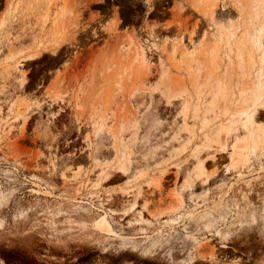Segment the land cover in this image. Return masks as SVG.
Listing matches in <instances>:
<instances>
[{"label":"rangeland","instance_id":"obj_1","mask_svg":"<svg viewBox=\"0 0 264 264\" xmlns=\"http://www.w3.org/2000/svg\"><path fill=\"white\" fill-rule=\"evenodd\" d=\"M259 84L264 0H0V264H264Z\"/></svg>","mask_w":264,"mask_h":264},{"label":"trees","instance_id":"obj_2","mask_svg":"<svg viewBox=\"0 0 264 264\" xmlns=\"http://www.w3.org/2000/svg\"><path fill=\"white\" fill-rule=\"evenodd\" d=\"M15 261V260H14ZM23 261H25V260H23ZM22 260H20L17 264H23L24 262H23ZM130 261H134L135 262V264H142V262L139 260V259H137V258H131L130 259ZM27 262V261H26ZM28 263V262H27ZM147 264H157V263H147ZM196 264H198V263H196Z\"/></svg>","mask_w":264,"mask_h":264},{"label":"bare ground","instance_id":"obj_3","mask_svg":"<svg viewBox=\"0 0 264 264\" xmlns=\"http://www.w3.org/2000/svg\"><path fill=\"white\" fill-rule=\"evenodd\" d=\"M264 93V90H263V87L259 84V85H257V90H256V92H255V94H259V93Z\"/></svg>","mask_w":264,"mask_h":264}]
</instances>
